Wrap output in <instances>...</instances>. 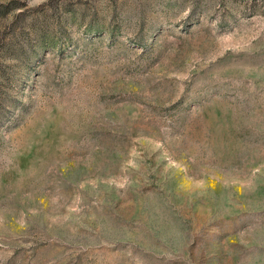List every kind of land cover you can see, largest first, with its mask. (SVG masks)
Returning <instances> with one entry per match:
<instances>
[{
    "label": "rangeland",
    "instance_id": "obj_1",
    "mask_svg": "<svg viewBox=\"0 0 264 264\" xmlns=\"http://www.w3.org/2000/svg\"><path fill=\"white\" fill-rule=\"evenodd\" d=\"M0 0V264H264V3Z\"/></svg>",
    "mask_w": 264,
    "mask_h": 264
},
{
    "label": "trees",
    "instance_id": "obj_2",
    "mask_svg": "<svg viewBox=\"0 0 264 264\" xmlns=\"http://www.w3.org/2000/svg\"><path fill=\"white\" fill-rule=\"evenodd\" d=\"M251 2V7L254 8L255 5H257V2H261V3H264V0H248ZM7 11V6L4 5L2 7H0V14H4L5 12Z\"/></svg>",
    "mask_w": 264,
    "mask_h": 264
}]
</instances>
